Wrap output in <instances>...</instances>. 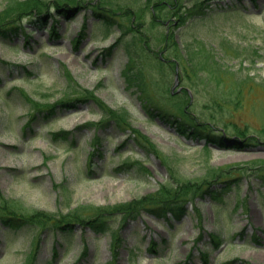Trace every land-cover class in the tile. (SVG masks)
<instances>
[{
  "label": "rangeland",
  "instance_id": "374dc122",
  "mask_svg": "<svg viewBox=\"0 0 264 264\" xmlns=\"http://www.w3.org/2000/svg\"><path fill=\"white\" fill-rule=\"evenodd\" d=\"M20 1L25 0H0V14L28 28L0 38V217L19 218L16 226L0 218V264H264V186L247 176L240 186L220 183L219 201L203 193L195 199L199 210L190 203L179 221L158 213L132 220L109 212L104 218L111 230L97 233L72 217L89 218L162 184L196 182L222 167L264 163V0H209L191 24H174L178 43L166 56L179 59L176 87V71L158 59L161 36L173 18L154 24L146 0L105 5L142 10V19L137 13L124 18V9L113 14L122 27L94 18L93 6L101 0H89L92 5L67 16L52 1L44 26V18L30 23L14 8ZM194 1L164 0L156 12L165 15L172 3L180 10ZM132 20L136 28L125 32ZM127 43L134 54L130 70L142 71L143 91L138 78L129 81ZM92 93L115 111L127 109L129 121L156 150L137 146L114 118L100 124L111 114ZM77 99L83 101L68 106ZM187 106L217 132L241 131L254 144L206 149L203 140L183 138L147 112L181 115ZM64 131L68 139H53ZM127 159L144 162L147 171L136 163L125 166Z\"/></svg>",
  "mask_w": 264,
  "mask_h": 264
},
{
  "label": "trees",
  "instance_id": "16d2710c",
  "mask_svg": "<svg viewBox=\"0 0 264 264\" xmlns=\"http://www.w3.org/2000/svg\"><path fill=\"white\" fill-rule=\"evenodd\" d=\"M52 1V8L56 7V10L61 11L65 16L74 11L73 9H75L76 7L81 10L84 9V7H87V5H92V2H89V0H25L16 3L14 5V8L18 9L20 13L28 15L30 17V23H43L42 19L44 18V26L46 24L45 21L47 20V18L45 19V17L52 14L43 13L45 12V10H47V7ZM103 1H106L103 5L108 4L109 6H112L111 1ZM204 1L206 0H195L192 3L191 7H184L180 10V6L176 8L174 3H172L174 8L171 10L170 16L175 17L174 20H176L177 22L176 27H181V25L191 22L192 18L197 17V13H199L201 6L204 5ZM152 4L154 5V7H159L162 3L161 1H158ZM118 8H122L125 10V17H129L131 15H134L135 13L134 10L129 6H118ZM118 8L111 7V9H106L104 13V9L99 3L93 6V9H95L94 15L96 16V18L100 19L106 17V19H108L107 21L111 24L113 23V21L111 20L110 16L106 14V11L112 13L113 11L118 10ZM138 13L139 12L137 11V14ZM129 26H131L132 29L134 27L131 23L126 28H123L125 32H128ZM23 28L28 29L25 25H23V23L16 21V18H14L12 15L5 16L4 14H0V38L9 39L13 34L19 35ZM132 31H134V29ZM54 32L55 34H58V32ZM174 37L175 36L173 35V33L170 32V34H166L164 38L165 41L167 39V42H171ZM115 46L116 44L110 48H107V52H111V50ZM126 48L128 50V53H130L132 56L133 50L130 47V43L127 44ZM93 97L98 105H101L103 107V110H105L106 113H109V115L111 114L110 116L107 115L105 119L106 121H110L111 118H114L115 122L122 130H131L133 135H135L136 141L139 145L145 146L149 151L156 150V145L153 144L146 135L141 134V132L137 128H135L134 125H132V123L129 121L130 114L127 109L124 108L123 110H121V112L115 111L114 109H111L109 105L106 104L101 98L96 97L95 94H93ZM79 101L83 100H74L73 104H68V106H75ZM57 104L58 103L51 105L50 111H55ZM61 104L66 105L67 103H65V101H62ZM181 112V115L177 116V114L167 112L166 110L162 111L157 108H152V110L149 111L152 116H159L166 123H169L176 129L177 133L183 137H199L201 139H205L206 147H208L210 144L225 146L223 136L214 132V127L209 122L200 121L197 117L192 116L186 110V108H184ZM112 115L114 117H111ZM32 117L35 116L33 115ZM59 135H63V137L66 138L68 132L64 131L61 133H54V139H57ZM236 146L239 147L241 145L236 144ZM128 163L129 162H126V164ZM211 174V176L204 177L202 180H198L196 182L183 183L174 181L173 183L170 182L162 184L161 188L159 190H156V192L145 194V196L135 197V199L125 202V204H116L109 211H105V207H103V211L98 209V213L95 210L96 212L89 218H82V215L80 213L73 214L72 217L78 219L82 224L86 223V225L90 226L97 232H104L105 230L111 229L109 223L104 218L107 213L109 214V212L110 214L118 213L121 216L123 215L124 219L127 217L136 219L146 212L153 214H163L164 216L169 213L172 218L179 221V219H182V217H184L189 212L190 207L188 206V203L190 201L195 203V199L199 198L200 196L202 197L203 193H209L208 195L210 196L212 201H219L220 199H222L224 197V194L221 189L218 190L217 188L220 183H223L227 187H230L233 184L240 186L241 182L248 177L250 180H254V182L256 183H261V186H264V163L251 166L241 164L240 166L233 165L225 169H223L222 167L219 172H213ZM223 174L226 176H223ZM169 181L172 180L170 179ZM203 199L204 198H201L202 201ZM0 218L6 223H11L14 226L18 224L19 220V218L14 217L11 214L2 216ZM63 219L68 223L67 215L64 216ZM214 238H216V241H214V245L219 246L222 243V239L217 235ZM234 262H230L227 264H234Z\"/></svg>",
  "mask_w": 264,
  "mask_h": 264
},
{
  "label": "water",
  "instance_id": "95a60500",
  "mask_svg": "<svg viewBox=\"0 0 264 264\" xmlns=\"http://www.w3.org/2000/svg\"><path fill=\"white\" fill-rule=\"evenodd\" d=\"M176 80H177V81H176V85H177V84H178V82H179V80H178V76L176 77ZM233 141H234V139H233V138H231V139H228V141H227V142H228L229 144H232V143H233Z\"/></svg>",
  "mask_w": 264,
  "mask_h": 264
}]
</instances>
